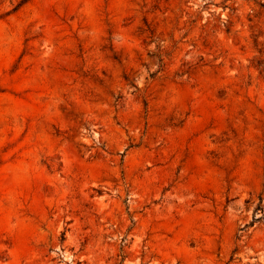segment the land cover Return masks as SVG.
<instances>
[{
  "label": "rangeland",
  "instance_id": "obj_1",
  "mask_svg": "<svg viewBox=\"0 0 264 264\" xmlns=\"http://www.w3.org/2000/svg\"><path fill=\"white\" fill-rule=\"evenodd\" d=\"M0 264H264V0H0Z\"/></svg>",
  "mask_w": 264,
  "mask_h": 264
}]
</instances>
